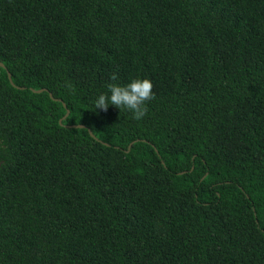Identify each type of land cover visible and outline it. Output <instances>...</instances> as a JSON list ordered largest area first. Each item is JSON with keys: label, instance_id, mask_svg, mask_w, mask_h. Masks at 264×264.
I'll return each instance as SVG.
<instances>
[{"label": "trees", "instance_id": "trees-1", "mask_svg": "<svg viewBox=\"0 0 264 264\" xmlns=\"http://www.w3.org/2000/svg\"><path fill=\"white\" fill-rule=\"evenodd\" d=\"M0 62V264H264V0H0Z\"/></svg>", "mask_w": 264, "mask_h": 264}, {"label": "water", "instance_id": "water-1", "mask_svg": "<svg viewBox=\"0 0 264 264\" xmlns=\"http://www.w3.org/2000/svg\"><path fill=\"white\" fill-rule=\"evenodd\" d=\"M0 66H4L3 65V63L2 62H0ZM7 77H8V79H9V81H10V83H12V81H11V75H10V73L7 71ZM33 91H35V92H41L42 90H43V88H39V89H36V90H34V89H32ZM49 95H51V93H49ZM64 106H65V104H63ZM68 115V110L65 112V114L59 119V122L61 123V120L62 119H64L66 116ZM70 126H73V127H84V125L83 124H71ZM89 133L92 135V133L89 131ZM130 144L131 143H129V145H128V148L130 147ZM192 168V167H191Z\"/></svg>", "mask_w": 264, "mask_h": 264}]
</instances>
